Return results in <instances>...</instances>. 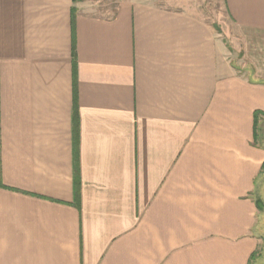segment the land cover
Returning a JSON list of instances; mask_svg holds the SVG:
<instances>
[{
    "label": "crops",
    "instance_id": "obj_1",
    "mask_svg": "<svg viewBox=\"0 0 264 264\" xmlns=\"http://www.w3.org/2000/svg\"><path fill=\"white\" fill-rule=\"evenodd\" d=\"M223 2L229 42L149 0H0V264H252L264 0Z\"/></svg>",
    "mask_w": 264,
    "mask_h": 264
},
{
    "label": "rangeland",
    "instance_id": "obj_2",
    "mask_svg": "<svg viewBox=\"0 0 264 264\" xmlns=\"http://www.w3.org/2000/svg\"><path fill=\"white\" fill-rule=\"evenodd\" d=\"M102 3L107 2V6L113 8L117 1L119 0H99ZM153 3L166 6V7H176L178 9L192 13L193 15L199 17L204 22L208 23L214 31L224 36L225 41L229 42L230 31L232 24L226 17V12L224 8L223 0H172L175 1L172 3L170 0H149ZM105 4V3H104ZM258 131H263L262 139L264 143V119L258 123ZM259 180L258 184L261 183L258 189V198L260 203L264 208V173ZM263 184V185H262ZM259 221L262 223V244H260L256 254L254 256V261L252 264H264V211H260Z\"/></svg>",
    "mask_w": 264,
    "mask_h": 264
},
{
    "label": "trees",
    "instance_id": "obj_3",
    "mask_svg": "<svg viewBox=\"0 0 264 264\" xmlns=\"http://www.w3.org/2000/svg\"><path fill=\"white\" fill-rule=\"evenodd\" d=\"M259 116H261V117H263L264 116V113H261V112H255L254 113V131H255V127H256V125H257V122H258V120H259ZM73 127H74V134L76 135V133H77V130H78V122H77V113H76V110L74 109V113H73ZM264 170V164H263V166H262V171ZM75 182H76V188H77V183H78V181L77 180H75ZM78 194H77V190H76V196H77ZM76 199H78V198H76ZM77 201V200H76ZM261 209V208H260ZM258 210H259V205H258Z\"/></svg>",
    "mask_w": 264,
    "mask_h": 264
}]
</instances>
